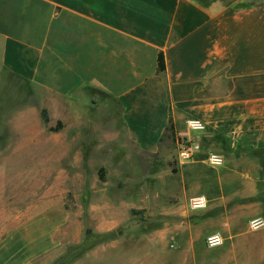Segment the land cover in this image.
I'll return each instance as SVG.
<instances>
[{
  "label": "crops",
  "instance_id": "1",
  "mask_svg": "<svg viewBox=\"0 0 264 264\" xmlns=\"http://www.w3.org/2000/svg\"><path fill=\"white\" fill-rule=\"evenodd\" d=\"M91 89L114 101L144 154H160L171 124L175 136L226 137L224 175L180 196L207 198L191 210L199 227L165 252L177 264H264V224L249 227L264 222V0H0V135L41 109L76 125ZM190 118L205 130L188 132ZM4 198L0 216L11 214ZM11 221L0 217V264L37 263L46 228ZM214 233L223 241L210 247Z\"/></svg>",
  "mask_w": 264,
  "mask_h": 264
},
{
  "label": "rangeland",
  "instance_id": "2",
  "mask_svg": "<svg viewBox=\"0 0 264 264\" xmlns=\"http://www.w3.org/2000/svg\"><path fill=\"white\" fill-rule=\"evenodd\" d=\"M32 94L24 85L25 107L33 104ZM88 95L77 108L76 125L54 118L46 124L41 109L22 133L8 127L0 135V175L8 177L0 197H8L11 213L1 219L10 226L16 218L35 220L39 231L46 228L47 241L33 264H177V253L165 252L164 244L189 240L199 227L190 198L180 203V196L201 186L202 177L223 176L224 165H177L176 143L198 141L204 151L226 156L229 141L223 135L172 139L167 131L153 157L125 139L112 99L94 89Z\"/></svg>",
  "mask_w": 264,
  "mask_h": 264
},
{
  "label": "built area",
  "instance_id": "3",
  "mask_svg": "<svg viewBox=\"0 0 264 264\" xmlns=\"http://www.w3.org/2000/svg\"><path fill=\"white\" fill-rule=\"evenodd\" d=\"M185 126L192 131H204L206 128L205 124L201 120L196 118H190L185 120ZM176 144L177 145H176L174 160L177 165H185L188 163L201 162L208 167L218 168L221 167L225 162V156L222 153L213 150L204 151L201 144L198 143V141L182 139V140H178ZM206 203H207V198L204 195L194 196L189 201L190 207L193 209L203 208L206 206ZM253 220L261 221L258 218H253L249 220L250 228H252L251 221ZM217 235H219L220 240L223 241L222 236L219 233H214L207 236L206 244L210 246L209 237H215Z\"/></svg>",
  "mask_w": 264,
  "mask_h": 264
},
{
  "label": "clouds",
  "instance_id": "4",
  "mask_svg": "<svg viewBox=\"0 0 264 264\" xmlns=\"http://www.w3.org/2000/svg\"><path fill=\"white\" fill-rule=\"evenodd\" d=\"M262 224H264V222H262V221H258V220L251 221V226L253 229L262 226ZM221 242L222 241L220 240L219 235H217L215 237H209L210 246H215L216 244H220Z\"/></svg>",
  "mask_w": 264,
  "mask_h": 264
},
{
  "label": "trees",
  "instance_id": "5",
  "mask_svg": "<svg viewBox=\"0 0 264 264\" xmlns=\"http://www.w3.org/2000/svg\"><path fill=\"white\" fill-rule=\"evenodd\" d=\"M41 117H42L44 123H46V124L49 123L50 119H49L48 114H47V111H46L45 109H43V110L41 111ZM57 124H58V126L61 125L60 122H58ZM50 129H53V130H54V129H56V128H50ZM167 131H169V135H170V136L172 137V139H173V138H174V130H173V126H172V124L169 125V127L167 128ZM173 171H175L174 168H173Z\"/></svg>",
  "mask_w": 264,
  "mask_h": 264
}]
</instances>
